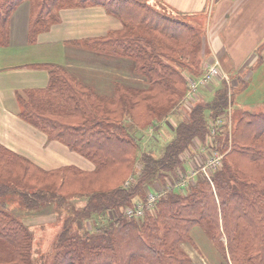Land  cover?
<instances>
[{
	"label": "trees",
	"instance_id": "trees-1",
	"mask_svg": "<svg viewBox=\"0 0 264 264\" xmlns=\"http://www.w3.org/2000/svg\"><path fill=\"white\" fill-rule=\"evenodd\" d=\"M23 1L30 5L29 44L60 21L61 9L102 7L122 28L82 45L131 59L141 77L101 96L47 65L45 88L17 94L21 119L94 165L44 170L0 144V197L11 195L34 215L68 209L42 264H190L181 245L192 241L195 225L226 264H264V111H241L229 128L224 120L234 94L224 80L213 83L210 98L201 94L186 108L187 80L202 71L198 31L141 0H0V43ZM172 115L176 122L159 154L142 151L139 132H156V123ZM217 120L222 125L208 143V124ZM201 147L224 153L209 176L196 167ZM189 161L196 167L190 178ZM150 190L158 194L151 209L126 216ZM26 218L0 206V264H35Z\"/></svg>",
	"mask_w": 264,
	"mask_h": 264
},
{
	"label": "crops",
	"instance_id": "crops-1",
	"mask_svg": "<svg viewBox=\"0 0 264 264\" xmlns=\"http://www.w3.org/2000/svg\"><path fill=\"white\" fill-rule=\"evenodd\" d=\"M141 1L184 17L183 22L198 31L201 70L218 62L235 89L233 94L249 89L253 80L264 85V0ZM29 16L30 5L23 1L7 21V42L0 43V144L44 170L75 166L89 171L92 166L85 158L56 140L49 141L19 117L17 94L45 88L47 65L66 68L101 96L112 95L116 83L141 81L131 59L115 58L79 44L120 30L122 25L99 6L64 8L59 11L60 21L29 44ZM188 253L193 260L195 252ZM216 258L218 262L222 259L219 254ZM192 260L190 264H197ZM203 261L201 264H210Z\"/></svg>",
	"mask_w": 264,
	"mask_h": 264
},
{
	"label": "rangeland",
	"instance_id": "rangeland-1",
	"mask_svg": "<svg viewBox=\"0 0 264 264\" xmlns=\"http://www.w3.org/2000/svg\"><path fill=\"white\" fill-rule=\"evenodd\" d=\"M157 11L166 16H170V18L172 19L179 20V21L180 20L185 21L184 17L174 14L168 11L167 9L163 8L162 6H159ZM82 43H79V44H82ZM110 56L119 58V59L125 58V57H117L112 54ZM132 62L134 63V61ZM63 69H65L66 73L69 76L71 77L73 76V73L69 72L66 68H63ZM203 70L204 69H202V71ZM138 77L141 78L140 76ZM260 82L262 81H258V80L250 81L251 86L249 89L247 88L248 91L247 89L239 90L242 87L240 86V88L237 89V91L238 90L239 91L230 97L231 104L227 111V116H225V120H224V123H226L227 126H229V128L232 123V118H234V115L236 116L237 114L241 113V111H251V112L264 111V85L261 87ZM230 84H228V86H230ZM214 85L212 84L206 91L199 90L197 92L198 98H201V94H205V96L208 97L209 92L212 91V88ZM234 90H231L230 94H233ZM205 96L204 98L208 99ZM180 111H182V109H180ZM175 122H176V119L174 115H172L169 118H166L165 120L161 121L160 123H156L159 126L161 125L156 132H154L153 128H148L147 130L140 131L138 134L139 136L138 139L140 141L141 150L149 151L156 155L159 154L158 152L161 149H163L165 142L170 138L171 131L174 127ZM212 124H213L212 129L214 130L213 135L210 136V128H208L207 129L208 135L206 138L207 139L211 138L213 140L214 135H215V128L222 125V123L219 121L217 125H215L214 123ZM49 141L51 140L49 139ZM220 154H224V153H220ZM88 162L92 166L91 170L89 171H92L94 169V165L90 161ZM189 162L186 165L189 168V170L187 168L188 178H190L191 176L195 174L196 171L194 169H196V167L205 165L204 163L201 162L199 163L198 166L195 167L194 164H192L191 162L189 163ZM217 168L206 170V172L201 171V170L200 171L204 172L206 176H209V173L211 171L216 170ZM84 171H87V170H84ZM191 171L193 172V174H190ZM187 181H190V180L188 179ZM185 184H183L182 186H184ZM150 192H152V190H150ZM2 196L3 197H0V206H4L8 210H10L16 217L22 219L23 221H24V218L27 217L26 222L29 225V229L31 230L33 234V245H32L33 260L35 264H42L46 260L47 256L51 255V253L53 252L52 249H53V243L55 240V235L61 228L62 222H64L65 218L68 216V213H67L68 209H65V208L61 209L60 212L58 213V216L56 217H54L56 213L53 215L52 208H48V209L46 208L42 211V213H49V214L34 215V213H31L29 211H24L21 205H18L12 198H10L11 195L7 194V195H2ZM82 203H83L82 201H78L76 204L79 206ZM189 236H191L190 238L192 241L185 242L181 245V249L184 251V253L187 255L188 258L192 260L188 252L194 251L195 253H194L192 261H195L197 264L203 263L204 262L203 260L205 259L208 260L210 264H226L223 261V259H221V261L218 262L216 255L219 254V252L215 248L214 244L207 237L202 226L195 225L194 227H192L191 230L189 231Z\"/></svg>",
	"mask_w": 264,
	"mask_h": 264
},
{
	"label": "built area",
	"instance_id": "built-area-1",
	"mask_svg": "<svg viewBox=\"0 0 264 264\" xmlns=\"http://www.w3.org/2000/svg\"><path fill=\"white\" fill-rule=\"evenodd\" d=\"M204 72L197 77L188 78L187 80V92L184 97L185 106L189 108V103L194 102L198 96L197 92L202 89H208L214 81L224 80L229 84L227 75L222 71L218 62L208 64L204 67ZM214 130L212 126L210 127V136L213 135ZM212 141L211 138L208 139V143ZM199 157H202L205 165L200 166V170L206 172V170L215 169L221 164L222 154L218 153L216 150L206 147L200 148ZM190 174H193L191 171ZM127 184V182L125 183ZM158 194L156 191L147 192L144 202L136 201L131 207L124 210V214L132 218H141L144 211L151 209L153 203L157 199Z\"/></svg>",
	"mask_w": 264,
	"mask_h": 264
},
{
	"label": "bare ground",
	"instance_id": "bare-ground-1",
	"mask_svg": "<svg viewBox=\"0 0 264 264\" xmlns=\"http://www.w3.org/2000/svg\"><path fill=\"white\" fill-rule=\"evenodd\" d=\"M204 70H205V69H204ZM204 70H203L200 74H202V73L204 72ZM218 123H219V121L217 120V122H215L214 124L217 125ZM211 126H213L212 123L208 124L207 129L210 128ZM223 156H224V154H222V158H223ZM221 163H222V159H221Z\"/></svg>",
	"mask_w": 264,
	"mask_h": 264
}]
</instances>
